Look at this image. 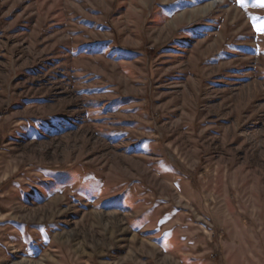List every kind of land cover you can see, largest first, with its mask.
Instances as JSON below:
<instances>
[{
  "label": "rangeland",
  "instance_id": "1",
  "mask_svg": "<svg viewBox=\"0 0 264 264\" xmlns=\"http://www.w3.org/2000/svg\"><path fill=\"white\" fill-rule=\"evenodd\" d=\"M264 0H0V264H264Z\"/></svg>",
  "mask_w": 264,
  "mask_h": 264
},
{
  "label": "snow or ice",
  "instance_id": "2",
  "mask_svg": "<svg viewBox=\"0 0 264 264\" xmlns=\"http://www.w3.org/2000/svg\"><path fill=\"white\" fill-rule=\"evenodd\" d=\"M239 2L241 3V6H243V0H239ZM260 31H264V29H258Z\"/></svg>",
  "mask_w": 264,
  "mask_h": 264
}]
</instances>
